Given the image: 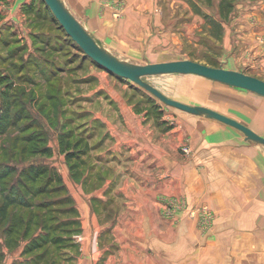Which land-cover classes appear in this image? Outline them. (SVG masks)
<instances>
[{"label": "rangeland", "instance_id": "1", "mask_svg": "<svg viewBox=\"0 0 264 264\" xmlns=\"http://www.w3.org/2000/svg\"><path fill=\"white\" fill-rule=\"evenodd\" d=\"M16 1L0 0V108L5 105L1 100L12 101L10 121L16 113L25 117L0 130V145L7 149L0 150V162L12 156L17 160L23 146L20 161L41 159L60 177V186L50 183L46 192L27 198L34 207L25 213L33 211V220L46 229L33 227L12 247L0 236V264H176L182 259L243 264L246 251L252 255L250 264H260L262 249L249 250L256 235L239 226L246 219L228 218L222 230V219L206 202H196L193 192L185 195L174 186L139 207L130 203L121 189L130 154L112 151L116 133L127 130V116L139 120L140 130L164 132L179 130L183 117L193 114L94 63L59 27L43 0H26L21 9ZM62 1L124 60L191 59L264 80V0H233L227 12L220 0ZM145 80L170 98L209 107L264 133L261 96L190 74ZM177 151L191 155L188 140ZM8 177L13 180L15 174ZM65 195L71 199L68 205ZM38 201L42 206L35 207ZM202 206L209 216L190 215ZM41 231L60 241L26 251L28 238Z\"/></svg>", "mask_w": 264, "mask_h": 264}, {"label": "crops", "instance_id": "2", "mask_svg": "<svg viewBox=\"0 0 264 264\" xmlns=\"http://www.w3.org/2000/svg\"><path fill=\"white\" fill-rule=\"evenodd\" d=\"M24 2L26 0L16 1L15 5L20 8ZM125 122L127 130L116 133L112 151L124 150L130 154V167H126L121 182V189L130 203L139 207L140 202L149 203L157 191H171L172 187H178L185 195L193 192L196 202H206L217 218L222 219L218 225L222 230H227L228 218L246 219L244 226H239L245 227L246 233L256 235L254 240H249L251 248H248L262 249L259 256L262 260L258 259V263L263 264L264 145L245 139L239 130L216 119L199 115L183 117V124L177 131L144 127L140 130L139 120L130 116ZM258 134L264 137L263 132ZM185 140L191 145L189 156L177 151ZM177 164L179 171L172 167ZM160 173L168 177L157 179ZM242 256V263L250 264L251 253L246 251ZM188 262L182 259L176 264H193Z\"/></svg>", "mask_w": 264, "mask_h": 264}, {"label": "water", "instance_id": "3", "mask_svg": "<svg viewBox=\"0 0 264 264\" xmlns=\"http://www.w3.org/2000/svg\"><path fill=\"white\" fill-rule=\"evenodd\" d=\"M54 18L85 56L119 78L129 80L161 102L193 115L216 119L239 130L247 140L264 145V137L240 121L203 105H191L168 97L145 77L158 74H194L223 84L241 88L264 97V80L245 72L208 65L191 59L167 60L137 64L109 51L74 17L62 0H43Z\"/></svg>", "mask_w": 264, "mask_h": 264}, {"label": "trees", "instance_id": "4", "mask_svg": "<svg viewBox=\"0 0 264 264\" xmlns=\"http://www.w3.org/2000/svg\"><path fill=\"white\" fill-rule=\"evenodd\" d=\"M232 2L233 0H220V6L221 8H224L227 12L230 11L232 8ZM46 8L47 10H49L47 6ZM49 12L52 15L50 10ZM52 17L54 18L53 15ZM56 22L58 23L57 20ZM59 27L63 30L60 25ZM1 102L5 104L3 108H0V130L4 133V131L10 127V125H13L17 122V120L25 116L16 113L12 115L13 119L10 121L9 111L12 101L3 99L1 100ZM0 150L5 151L7 149L0 145ZM25 150L26 149L22 146V154L23 152H25ZM47 150V147H43L41 149L43 153H46ZM22 154H20L17 160L13 159L12 156V158H10L9 160L0 162V236L5 237V243L9 247H12L11 245H14L20 237L25 238L33 227L43 228V231L44 229H46L44 223L39 226V222L33 220V211L25 213L26 210H31L34 207V204H32V202L27 198L31 196L35 197L39 193L41 194L46 192L44 190V187L48 186L50 183H56L58 186H60V177L53 170H51L50 167H48L47 165H42L41 159H33L26 163H22L20 161L22 159ZM70 157L71 154L68 153L67 158L69 159ZM16 161L18 162L16 163ZM12 173L15 174V177L13 180L9 181L8 176H10V174ZM45 175V182L42 185L36 186V181ZM65 196L66 197L63 198V200L68 205L69 202L71 203V199L68 195ZM38 202L39 203L35 204V207L42 206V203L40 201ZM70 207L72 210H74L72 206ZM41 216H43V214ZM55 230L58 231V229ZM68 231L69 229H67L66 232ZM47 241H52L53 244H55L58 243L60 239L59 237L53 236V239L50 240L49 232L46 231L42 233L41 231V233H37L28 238V241L25 245V250H37L42 246V243H45Z\"/></svg>", "mask_w": 264, "mask_h": 264}, {"label": "built area", "instance_id": "5", "mask_svg": "<svg viewBox=\"0 0 264 264\" xmlns=\"http://www.w3.org/2000/svg\"><path fill=\"white\" fill-rule=\"evenodd\" d=\"M210 212L206 206L199 207V209L191 210L190 215L200 216V217H207L209 216Z\"/></svg>", "mask_w": 264, "mask_h": 264}]
</instances>
